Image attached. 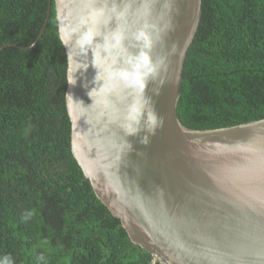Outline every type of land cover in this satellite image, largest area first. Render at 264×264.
<instances>
[{
  "label": "water",
  "instance_id": "water-1",
  "mask_svg": "<svg viewBox=\"0 0 264 264\" xmlns=\"http://www.w3.org/2000/svg\"><path fill=\"white\" fill-rule=\"evenodd\" d=\"M201 1L53 0L71 152L130 241L162 264H264V119L193 130L176 116ZM141 30L151 48L135 39ZM141 52L153 71L121 79Z\"/></svg>",
  "mask_w": 264,
  "mask_h": 264
},
{
  "label": "trees",
  "instance_id": "trees-1",
  "mask_svg": "<svg viewBox=\"0 0 264 264\" xmlns=\"http://www.w3.org/2000/svg\"><path fill=\"white\" fill-rule=\"evenodd\" d=\"M0 0V260L148 264L71 152L53 0ZM181 125L264 119V0H202L175 103Z\"/></svg>",
  "mask_w": 264,
  "mask_h": 264
},
{
  "label": "clouds",
  "instance_id": "clouds-1",
  "mask_svg": "<svg viewBox=\"0 0 264 264\" xmlns=\"http://www.w3.org/2000/svg\"><path fill=\"white\" fill-rule=\"evenodd\" d=\"M135 39L138 42H142L145 49L151 48V46H152L151 38L144 30L139 31L135 35ZM117 42H119V41H117ZM139 55H140V59L138 61H134L132 59L129 60V64H130L129 68L123 69V70H118V74H119L121 79L127 80L130 75H133V76H135L137 81H139V80L143 79L144 77H146L147 75H149L153 71L152 67L150 66L149 55L146 52H141V53H139ZM76 83H77V81H75V80L70 81V85L74 86ZM67 95L72 96V94H70V93H66V96ZM88 95L91 97V90L88 91ZM156 122H157V116L154 113V111L149 112L147 114L148 127L146 129V131L148 133L154 134ZM160 123L161 124L163 123L162 117L160 118ZM148 142H149V139H148L147 135H145L144 137L141 138V143L147 144ZM0 264H11V261L8 257H4L2 260H0Z\"/></svg>",
  "mask_w": 264,
  "mask_h": 264
},
{
  "label": "built area",
  "instance_id": "built-area-1",
  "mask_svg": "<svg viewBox=\"0 0 264 264\" xmlns=\"http://www.w3.org/2000/svg\"><path fill=\"white\" fill-rule=\"evenodd\" d=\"M148 264H162V262L155 253H150V260Z\"/></svg>",
  "mask_w": 264,
  "mask_h": 264
}]
</instances>
